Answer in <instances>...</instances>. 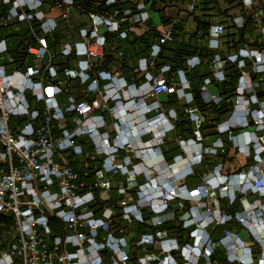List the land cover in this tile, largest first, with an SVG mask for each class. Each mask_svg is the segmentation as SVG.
Instances as JSON below:
<instances>
[{
    "label": "built area",
    "instance_id": "obj_1",
    "mask_svg": "<svg viewBox=\"0 0 264 264\" xmlns=\"http://www.w3.org/2000/svg\"><path fill=\"white\" fill-rule=\"evenodd\" d=\"M241 3L243 16L234 19V24L241 27L251 22L253 32L246 37V44L220 57L216 53L224 29L214 25L207 44L208 51L215 53L213 58L193 57L186 62L188 70L207 66L208 76L201 87L203 103L218 106L225 113L202 117L193 110L185 111L194 130L191 139L180 144L184 154L190 155L183 159L184 164L192 169L203 157H223L230 149L251 163L243 173L229 175L219 163L203 176L204 188L197 191L201 194L196 199L200 202L204 198L205 204L213 202L217 193H227L229 204L237 199L245 203L248 194L264 200V98L256 94L258 85L264 89V0ZM256 4L262 5L263 13ZM72 7L71 0H0V216L13 222L5 246L0 248V264H132L131 249L152 247L157 251L164 246L163 254L157 251L163 257L156 264H176L171 252L177 247L166 246H176L170 234L160 230L136 233L134 227L145 223L144 213L153 215L150 225L157 229L173 222L177 212L173 206L177 200L175 168L168 165L166 176L165 171H158L156 162L147 164L144 145L150 141L144 143L143 137L149 133L142 127L135 130L145 122V113L160 108L155 102L146 112L141 111L146 99L175 95L179 101H191L184 93L186 71H178L171 78L167 77L168 67L153 72V60L169 40L170 28L160 34L151 60H139L145 81L127 83L93 68L92 63L103 56V31L114 33L120 26L144 23L147 14L129 17L127 11L121 16L114 12L107 18L89 15L87 28L78 32L77 39L61 37L56 50L51 51L47 38L68 19ZM192 9L193 2L188 5V11ZM51 11L59 13V19ZM26 31L28 37L22 39ZM126 32L119 37L125 38ZM255 42L261 46H253ZM72 52L77 62L73 68L63 69L59 78L58 71ZM227 65L240 74L231 96L222 101L207 89L212 83L226 81ZM67 80H77L92 98L75 101L65 96ZM204 124L205 132L217 136L203 138ZM162 140L156 138L151 157H161L157 149ZM215 177L218 186L212 183ZM113 190L122 198L118 213L111 203H97L109 199ZM200 209L192 207L186 214L188 226L194 227L190 234L193 243L185 250L190 264L210 255L201 237L205 228L229 220L211 208L218 215L213 218L210 207L206 208L208 214L200 215ZM242 221L247 232L261 233L250 215ZM258 234L249 235L264 248V237ZM223 235L231 236L228 232ZM250 260L243 257L245 264L253 262ZM153 261L145 256L137 264Z\"/></svg>",
    "mask_w": 264,
    "mask_h": 264
},
{
    "label": "trees",
    "instance_id": "obj_2",
    "mask_svg": "<svg viewBox=\"0 0 264 264\" xmlns=\"http://www.w3.org/2000/svg\"><path fill=\"white\" fill-rule=\"evenodd\" d=\"M72 6L79 11L81 14L88 18L89 15H94L99 18H107L114 12L121 16L124 12H129V17L139 16L140 13H146L148 18L144 22L143 27L139 25L132 26H120L117 32L108 33L103 31L102 35L106 39V46L103 50V56L99 60H95L92 63V67L97 69H103L110 75H115L130 82L143 81L140 76L136 64V58L143 57L147 58L148 51L156 44L160 37V33L154 28L149 27V15L157 14L163 26L170 28L169 40L160 47L159 55L153 60V72H157L162 67H168L169 71L167 77L171 78L178 71H186V62L190 58H198L201 60H210L213 58L215 53L208 51L207 42L209 38V30L214 25H222L224 32L219 38V50L217 55L225 57L231 53L236 52L240 46L246 44L247 39L252 35L253 27L251 22H245L241 27H237L234 24V19L243 16V7L241 0H71ZM193 2L192 11H188V5ZM259 4H256L255 8ZM261 6V5H260ZM141 7V8H139ZM169 9H175L178 12V17L175 21H170L164 16V12ZM262 10V9H260ZM188 25H191L193 29H189ZM143 28V33L139 36H134L133 39H121L119 35L122 32L128 33L129 28ZM127 35V34H126ZM28 32L21 34V38L27 39ZM118 37V38H117ZM61 39L60 29L53 31V33L47 38L48 48L51 51L56 50V45ZM253 46L260 47L256 42ZM118 53H121L118 56ZM63 68L58 71L59 78L63 77L62 70L71 69L75 66L77 59L75 52H72L65 58ZM60 66V65H59ZM200 69L207 71L206 66H199L192 70H189L186 74L187 80L190 82V93L192 102L190 104H179L174 95H162L158 97L159 105L163 113H168L173 110L176 115V120L171 121L173 126L172 132L175 136L181 138L182 141L190 139L192 137L193 128L186 119L185 111L192 107H199L203 112L214 114L218 117L222 116L225 111L218 109V106L208 107L201 103L200 93L198 86L202 84L208 73L202 74ZM226 81L222 84H210L215 89L216 94L222 98V101L226 100L231 96V92L235 83L237 82L239 71L232 65H227ZM80 86L77 80H67L64 85L65 96H71L75 101H89L92 96L86 94ZM257 97L259 99L264 98L263 86L257 88ZM157 102V103H158ZM209 114V115H210ZM155 116L151 114L150 118ZM146 138V139H145ZM150 136H145L143 140H149ZM165 137L162 140L160 147L164 153L167 161L168 154H178L177 147ZM228 155V153H227ZM227 155H217L214 157L204 158L201 164L194 168L193 173L190 177L186 178L182 186L187 193L197 192L203 190V183L201 175L213 168L220 163ZM218 186V184H217ZM111 196L107 200H97V203H111L116 207L115 213H118L117 204L121 202L122 198L116 196L115 190L111 193ZM227 193L219 195L215 194L213 198L212 207L217 210L220 215H225L229 218L228 222L223 225L210 224L202 235V240L206 244V247L210 250L209 257L203 258L197 264H241L236 261L232 253L234 245V239L245 240L246 243L252 244L254 248L247 249L250 257L256 254H260V259H264V253L260 250L259 244L256 239L252 238L247 229L239 222L242 219L247 218L246 205L249 201L242 204L235 200L232 204H229ZM249 196H253L249 194ZM205 200V199H204ZM203 200V201H204ZM212 200V199H211ZM179 209L176 212L175 220L170 223L164 224V226L157 229L152 228L150 220L153 215L144 213L145 223L135 224L136 233H151L154 230L166 231L171 238L178 243L179 248L183 246H191L193 238L190 237L191 232L194 230L193 226H184V217L190 212L192 202L190 201H176ZM206 206L203 208V212L208 214ZM256 219H264V210L258 208L254 211ZM261 216V217H260ZM211 217V216H208ZM239 218V221H238ZM115 224V223H114ZM119 225V222H118ZM53 225L52 227H56ZM13 229V222L11 219H7L0 216V248L5 246V240L8 239L10 232ZM236 232L231 235L233 230ZM224 232L230 233V237L224 238ZM252 254V255H251ZM176 264H185L183 257L180 255V250L171 252ZM150 256L154 259L151 264H156L162 260V255L159 257L158 252L152 247H147L144 251L142 249L130 250V261L132 264H137V260L141 257ZM252 264H256L255 261Z\"/></svg>",
    "mask_w": 264,
    "mask_h": 264
},
{
    "label": "crops",
    "instance_id": "obj_3",
    "mask_svg": "<svg viewBox=\"0 0 264 264\" xmlns=\"http://www.w3.org/2000/svg\"><path fill=\"white\" fill-rule=\"evenodd\" d=\"M48 1V0H47ZM259 8H258V10H259V12L260 13H263L262 12V10H260V9H262V5L260 6H258ZM69 17H68V19H66L65 20V22H61L60 23V26H59V28L58 29H60V37H67V38H71V40L72 39H77V36H78V32L81 30V29H86L87 28V26H88V18L87 17H85V15H83V14H81L79 11H77L74 7H72L70 10H69ZM52 15L53 16H55V17H57L58 19H59V17H60V14L59 13H56V12H54V13H52ZM164 16L166 17V19H168V20H170V21H175L176 20V18L178 17V12L175 10V9H169V10H166L165 12H164ZM148 24H149V27H151V28H154L156 31H158V32H164V31H166L169 27H166V26H163L162 25V23H161V21H160V19H159V16L157 15V14H151V15H149V20H148ZM141 24H143L144 25V23H140V24H137V25H139L140 27H143V25L141 26ZM145 26V25H144ZM188 28L191 30V29H193L192 28V26L191 25H188ZM143 33V28H134V27H131L129 30H128V33H126L127 35H126V37H125V39H128V41L129 40H131V39H133L134 38V36H139V35H141ZM160 33V34H161ZM118 38V37H117ZM122 39V38H121ZM124 39V38H123ZM157 44H158V41L156 42V44L148 51V56H147V58H143L142 56L141 57H139V58H136L137 60H135L136 61V66H137V68H138V70H139V67H138V63H139V60H145V61H147V62H149V60H151V58H152V54L154 53V51H155V47L157 46ZM207 44H208V42H207ZM206 44V45H207ZM107 44L105 43V45H104V47H103V50H104V48H105V46H106ZM220 45V44H219ZM208 48V47H207ZM121 54V53H120ZM203 66H206V65H203ZM207 67V66H206ZM208 69V68H207ZM65 70V69H64ZM189 70L188 69H186V74H187V72H188ZM200 71L202 72V74H204V73H206L207 71L206 70H204V69H200ZM141 73V72H140ZM177 73V72H176ZM176 73H175V75H174V77L176 76ZM208 73V72H207ZM142 79L143 81H141L142 83L145 81V78H144V75L141 73L140 74V76L139 77H137V79L139 80V79ZM206 78V77H205ZM188 81V80H187ZM203 81H204V79H203ZM203 81H202V84H200L199 86H198V90H199V93H200V99H201V103L202 104H204L203 103V100L205 99L204 98V96H203V94H202V92H201V87L203 86ZM190 89V82L188 81V85L186 86V88L184 89V93L186 94V95H189L190 97H191V95H190V93H188V90ZM207 91H208V93L209 94H212V95H216V96H218L217 94H216V91H215V89H213V87L212 86H208V89H207ZM174 97H175V99H176V101L179 103V104H184V105H186V104H190L191 102H192V97H191V101L189 102V103H186V101L185 100H182V101H179L178 99H177V97L174 95ZM73 98V97H72ZM221 98V97H220ZM155 102H158V98L157 99H146L145 101H144V105H143V107H142V109H141V111H143V112H146V110H148V109H150L151 107H153V104L155 103ZM158 104H159V102H158ZM210 107H213V105H211ZM190 110H193V112H195V113H197V114H199V115H201L202 117H209V116H216V115H214V114H208V113H206V112H203V110L201 109V108H199V107H192V108H190ZM151 114H155V116H153L152 118H157L158 116H160V117H162L163 118V120H165L166 122H167V127H165V128H162L161 130H160V137H165V135H166V137L168 138V140L170 141V142H172V147H173V145L175 146V147H177V153L178 154H172V153H169L168 155V158L170 159L169 161H167L166 160V158H165V155H164V153L161 151V149H160V147H158V151H160V153H161V157L158 159V158H154V156L152 155V157L148 160V163L147 164H150V165H153V163H157V168H158V171H162V169L164 168V167H167L168 165L169 166H172L173 168H179V170H177L176 171V169H175V172H176V174L178 175V181L176 182V183H179V182H181V185L183 184V182L185 181V179L186 178H188V177H190L191 175H192V173H193V170H194V168L195 167H197L198 165H196V166H193L192 167V169H191V167L190 166H188V164H184L185 163V160L186 159H189L190 158V155L189 154H184V151H183V148H181L180 147V144L181 143H185V142H187L188 140H184V141H182L181 140V138H179V137H177V136H175L174 135V133L172 132V130H173V126L171 125V120L172 121H175L176 120V115H175V113H174V111L173 110H170L167 114L166 113H163L162 112V110H161V106H160V108H159V110L158 111H153V112H149V113H145V120H146V118L147 117H149L150 118V115ZM174 115V119H173V116ZM187 119V118H186ZM189 122V121H188ZM218 122V121H217ZM190 123V122H189ZM190 125L192 126V128H193V130H194V127H193V124L192 123H190ZM206 125L204 124L202 127H201V133H202V137L204 138L205 136H208V137H216L217 135H214L213 133H211V135L209 134V131H206L205 132V130H206ZM252 130H250V132H251ZM209 134V135H208ZM147 136H150L151 137V135H147ZM145 137V136H144ZM144 137H143V139H144ZM190 139H191V137H190ZM147 141H149V140H147ZM143 142L144 143H146V141L145 140H143ZM182 150V151H181ZM188 156V157H187ZM153 158V159H152ZM204 158L205 157H203V159H202V161L204 160ZM206 158H209V157H206ZM173 159V160H172ZM183 159H185L184 161H183ZM202 161L200 162V164L202 163ZM220 163L222 164L221 166L223 167V169L225 170V173L227 174V175H229V174H238V173H243L244 171H246L247 169H248V166L251 164L250 162H248V160L247 159H245L242 155H240V154H237L235 151H232L231 149L228 151V155H227V158H224V159H222L221 161H220ZM185 168V169H184ZM215 169V167L213 168V170ZM180 171V172H179ZM210 171H212L211 169H208V171L207 172H205V173H203L202 175H201V178L203 177V176H205V175H207ZM185 176V177H184ZM188 176V177H187ZM142 183H143V180H142ZM215 185H217V183L215 184ZM192 193H195V192H192ZM192 193H189V194H192ZM219 195H223V193H219ZM249 199H257V201L260 203V201L262 202H264V200H260V199H258V198H256V197H253V196H249V194H248V196L246 197V201L245 202H247ZM204 200V198L202 199V203L204 204L203 206L205 207V200ZM176 201H178V200H176ZM180 201V200H179ZM252 201V200H251ZM207 203H208V201H206ZM193 203V202H192ZM175 204H176V202H175ZM244 204V203H243ZM193 206H194V204H193ZM204 207H201V213L203 214L204 212H203V208ZM207 207V206H206ZM192 208V207H191ZM257 209L258 208H260L261 210H264V206H260V204L258 205V207H256ZM254 211H255V209H254ZM254 211L253 212H250L251 214H247V216L248 215H250V218H251V221H253V223H257L255 220H257L256 219V216H258V215H254L253 213H254ZM204 215H205V213H204ZM183 219L182 220H184L183 222H184V226H188V222H187V220H186V218H187V216L185 215L184 217H182ZM197 218H198V216H197ZM258 220H261V219H258ZM208 227V226H207ZM206 227V228H207ZM205 228V229H206ZM255 229L257 230V231H263V229L261 228V227H258L257 225L255 226ZM204 232H205V230H204ZM203 235V234H202ZM202 235H201V237H202Z\"/></svg>",
    "mask_w": 264,
    "mask_h": 264
},
{
    "label": "rangeland",
    "instance_id": "obj_4",
    "mask_svg": "<svg viewBox=\"0 0 264 264\" xmlns=\"http://www.w3.org/2000/svg\"><path fill=\"white\" fill-rule=\"evenodd\" d=\"M52 13H53V11H51V15H52ZM152 108V107H151ZM130 119H132V117H130ZM132 124V123H131ZM140 126H137L136 128H135V130L136 129H139L140 127H142L143 129H145L146 130V132H148L149 134L148 135H151V137L149 138V141L150 142H148L147 144H145L144 145V147L146 148L145 149V151H144V156H145V158H146V156H147V158L148 159H150V157H151V155H150V149H151V147H153V145H155L156 144V138H158V137H160V130L162 129V128H165V127H167V122L165 121V120H163V118L162 117H160V116H158L157 118H149V117H147L146 118V120H145V122L143 123V125L141 126V124H139ZM153 138V139H152ZM180 168V167H179ZM179 168L177 169V168H175L176 169V171L177 170H179ZM175 169H174V171H175ZM163 171H165V174H166V172H168V167H164L163 169H162V172ZM147 174V173H146ZM161 174V173H160ZM152 175V174H151ZM153 177H156L155 175H152ZM166 176H167V174H166ZM218 177L216 178H214V179H212V183H213V185L214 184H216L218 181ZM176 181H178V179L176 180ZM175 188H176V190H177V193H176V196H177V200H184V201H186V200H190L191 202H193L192 203V207H199V208H201V207H203V203H202V201H198L196 198H197V195H199V194H201V193H198V192H196V193H192V194H186V192H185V189H184V187L181 185V182H179V183H176V185H175ZM182 188V189H181ZM193 200V201H192ZM255 200V201H254ZM249 201V200H248ZM256 203H257V206L260 204V206H264V202L262 201H260V203L257 201V199H253L252 201H249L248 202V204H247V206H245L246 207V210H252V209H254L255 207H256ZM193 204H194V206H193ZM212 202H208L206 205H207V207H210V214H212V217L213 218H215V219H217L218 218V215L214 212H211L212 210H211V208H213L212 207ZM174 206V208L176 207V209H179V207L177 206V203H176V206L175 205H173ZM214 209V208H213ZM257 208H255V210H256ZM153 210L154 209H150V211L151 212H153ZM202 209H200V211H201ZM178 211V210H177ZM254 211V210H253ZM254 214V213H253ZM200 215H204V213L202 214L201 212H200ZM183 219V218H182ZM238 221H239V218H238ZM243 224L245 223V221H242V219L240 220ZM254 221V220H253ZM253 221H251V222H253ZM257 223H253V225L254 226H256V224H257V226H259V227H261L262 229H263V231H261V233H255L254 231H252V230H248V232L247 233H249L250 231V233H252L253 235H259L260 237H264V219H261V220H255ZM246 224V223H245ZM244 224V225H245ZM234 232H236V230L234 229L231 233V235L233 236V233ZM249 233V234H250ZM197 240H199L200 239V236H199V234H197V238H196ZM256 240H258V239H256ZM234 247H233V251H232V253H233V255H234V257L236 258V259H239L238 261H239V263H241V264H245V263H243V259H241V258H243V256L244 255H246V256H244V257H248L249 259L251 258V260L250 261H255L256 262V264H262L261 263V259H260V254H256V255H252V257H250L249 256V253H247L248 252V250L247 249H252V248H254V247H252L253 245L252 244H249V243H246V241L245 240H241V238L240 239H234ZM166 246H168V247H172V248H174V247H177L179 250H180V255L183 257V259H184V262H185V264L186 263H188V264H190V257L188 258V256H186V252H185V250L187 251L188 250V247L187 246H183L182 248H179V245H178V243H176V246H174V243H168V244H166ZM187 247V248H186ZM177 248H175V250H178ZM186 248V249H185ZM246 249V250H245ZM164 250H166V248H165V246L164 247H162V248H159V249H157V251L159 252V253H161V254H163L164 253ZM189 250H191L190 248H189ZM260 250L261 251H264V248H260ZM245 251H247V252H245ZM262 253H264V252H262ZM185 254V255H184ZM241 255H242V257H241ZM258 260V261H257ZM172 264V263H171ZM249 264H252V263H249Z\"/></svg>",
    "mask_w": 264,
    "mask_h": 264
},
{
    "label": "bare ground",
    "instance_id": "obj_5",
    "mask_svg": "<svg viewBox=\"0 0 264 264\" xmlns=\"http://www.w3.org/2000/svg\"><path fill=\"white\" fill-rule=\"evenodd\" d=\"M143 24H141V26H142ZM144 26V25H143ZM241 47V46H240ZM172 121V120H171ZM146 139V138H145ZM187 140H189V139H187ZM182 151V150H181ZM188 157V156H187ZM153 159V158H152ZM173 160V159H172ZM187 160V159H186ZM177 169H178V167H177ZM185 169V168H184ZM180 172V171H179ZM185 177V176H184ZM188 177V176H187ZM177 182V181H176ZM182 189V188H181ZM181 201V200H180ZM183 201V200H182ZM255 201V200H254ZM191 202V201H190ZM261 204V203H260ZM256 206H257V203H256ZM258 207V206H257ZM257 210V209H256ZM261 217V216H260ZM263 218V217H262ZM261 218V219H262ZM262 238V237H261ZM246 250V249H245ZM245 252H247V251H245ZM185 255V254H184ZM252 255V254H251ZM244 256H246V255H244ZM243 256V257H244ZM241 257H242V255H241ZM252 257V256H251ZM248 258V257H247ZM241 259H243V258H241ZM258 261V260H257ZM186 264H188V263H186Z\"/></svg>",
    "mask_w": 264,
    "mask_h": 264
}]
</instances>
